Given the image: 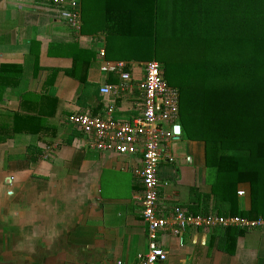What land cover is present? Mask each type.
<instances>
[{
    "label": "crops",
    "instance_id": "crops-1",
    "mask_svg": "<svg viewBox=\"0 0 264 264\" xmlns=\"http://www.w3.org/2000/svg\"><path fill=\"white\" fill-rule=\"evenodd\" d=\"M64 1L78 11V29L63 23L51 0H0V264H137L147 251L141 154L98 151L68 117L103 115L108 106L115 118L137 114L149 61L175 89L167 72L175 79L217 73L229 60L214 49L230 40L214 34V16L230 3ZM205 14L213 33L197 37ZM176 125L180 134L165 143L158 166L159 212L181 208L222 221L190 223L177 234L171 225L159 234L168 258L157 264H264V220L219 211L205 141L180 110ZM251 203L249 183L232 188V213H249Z\"/></svg>",
    "mask_w": 264,
    "mask_h": 264
},
{
    "label": "trees",
    "instance_id": "trees-1",
    "mask_svg": "<svg viewBox=\"0 0 264 264\" xmlns=\"http://www.w3.org/2000/svg\"><path fill=\"white\" fill-rule=\"evenodd\" d=\"M227 1L229 11L214 16V34L230 44L215 48L214 54L229 63L209 77L197 78L194 72L174 87L180 94V115L205 141L207 165L216 171L219 211L264 220V0ZM210 17L205 14L203 30L194 35L213 33ZM243 182L251 186V210L232 213L229 194Z\"/></svg>",
    "mask_w": 264,
    "mask_h": 264
},
{
    "label": "built area",
    "instance_id": "built-area-1",
    "mask_svg": "<svg viewBox=\"0 0 264 264\" xmlns=\"http://www.w3.org/2000/svg\"><path fill=\"white\" fill-rule=\"evenodd\" d=\"M64 2L51 0L52 5L59 10L63 23L71 29H78V11L65 7ZM99 54L103 56L104 50L101 49ZM118 68L117 65H108L105 71L115 73ZM143 68L144 74L138 84L142 106L137 114L128 118H115L114 108L108 106L103 115L74 113L68 117V122L84 136L91 137L93 146L100 152L122 156L141 154L142 167L138 174L142 184L140 203L142 221L147 230V251L138 256L137 264H157L168 258L159 239L162 231L174 225L173 233L177 234L190 223L196 226L210 225L214 221H222V218L211 215L194 218L181 208H175L169 215L159 212L157 172L165 143L169 138L180 134V130L175 131L178 127L176 122L179 117V92L167 85L158 62H146ZM121 87L125 89L126 85L122 84ZM100 92L108 95L110 89L104 87ZM238 194L243 195V192ZM248 224L254 226L255 222Z\"/></svg>",
    "mask_w": 264,
    "mask_h": 264
},
{
    "label": "rangeland",
    "instance_id": "rangeland-1",
    "mask_svg": "<svg viewBox=\"0 0 264 264\" xmlns=\"http://www.w3.org/2000/svg\"><path fill=\"white\" fill-rule=\"evenodd\" d=\"M164 50H165V49H164ZM191 51L195 53V50H194V49H192ZM159 53H161L160 50H159ZM170 55H171L170 58H169L170 61H172L173 58H176V57H177L175 51L171 52ZM182 57H183V56H182ZM169 65L172 66L171 63H169ZM168 68H169V67H168ZM167 81H168L169 83L175 85L176 87L178 86V79L173 78L172 75L169 74V72H167ZM181 94H182V93H181ZM179 95H180V94H179ZM182 95H183V94H182ZM193 128L195 129V127H193Z\"/></svg>",
    "mask_w": 264,
    "mask_h": 264
},
{
    "label": "water",
    "instance_id": "water-1",
    "mask_svg": "<svg viewBox=\"0 0 264 264\" xmlns=\"http://www.w3.org/2000/svg\"><path fill=\"white\" fill-rule=\"evenodd\" d=\"M178 130H179V127H176V128H175V131H178Z\"/></svg>",
    "mask_w": 264,
    "mask_h": 264
}]
</instances>
